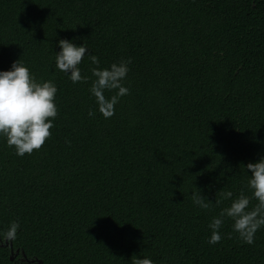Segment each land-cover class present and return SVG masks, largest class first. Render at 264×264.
Wrapping results in <instances>:
<instances>
[{"label":"trees","instance_id":"obj_1","mask_svg":"<svg viewBox=\"0 0 264 264\" xmlns=\"http://www.w3.org/2000/svg\"><path fill=\"white\" fill-rule=\"evenodd\" d=\"M60 39L97 57L78 65L87 80L55 67ZM19 58L55 83L57 115L31 154L0 137V264H264V226L248 244L224 216L208 243L231 199L256 204L244 165L264 155V0H0V70ZM121 59L128 93L105 118L91 69Z\"/></svg>","mask_w":264,"mask_h":264},{"label":"clouds","instance_id":"obj_2","mask_svg":"<svg viewBox=\"0 0 264 264\" xmlns=\"http://www.w3.org/2000/svg\"><path fill=\"white\" fill-rule=\"evenodd\" d=\"M57 45L59 51L55 52V67L65 73L73 83L87 80V76L81 75L78 65L85 55H88L92 64H98L97 57L88 51L84 43L77 45L72 40L60 39ZM130 62V59H121L107 68L91 69L95 79L92 80L89 92L95 98L97 110L105 118L113 114L119 97L128 93V88L122 82L129 71ZM105 90L112 91L113 94L106 98ZM56 92L53 81L37 80L20 58L14 60L8 70H0V137L14 149L17 156L22 157L38 150L50 136L49 130L57 115ZM88 115H93L91 110ZM244 168L248 173L247 187L251 189V197L256 204L249 208L250 198L243 192L231 199L228 207L213 217L208 225L211 233L209 244L220 241L219 229L224 216L232 220L233 231L248 244L253 242L255 231L264 226V155L248 162ZM194 189L191 193L193 205L207 208L211 202L201 195L200 189ZM224 195L232 197L231 192ZM17 228L15 221L10 222L4 235L9 239L13 238ZM131 264L154 262L147 256L133 255Z\"/></svg>","mask_w":264,"mask_h":264},{"label":"water","instance_id":"obj_3","mask_svg":"<svg viewBox=\"0 0 264 264\" xmlns=\"http://www.w3.org/2000/svg\"><path fill=\"white\" fill-rule=\"evenodd\" d=\"M19 250H17L16 252H18ZM34 264H42V260H38L37 262H35Z\"/></svg>","mask_w":264,"mask_h":264}]
</instances>
